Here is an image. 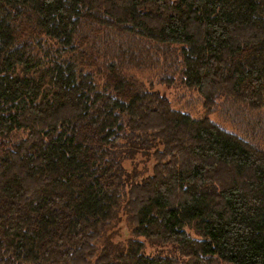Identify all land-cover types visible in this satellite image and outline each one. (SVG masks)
<instances>
[{
	"label": "trees",
	"instance_id": "1",
	"mask_svg": "<svg viewBox=\"0 0 264 264\" xmlns=\"http://www.w3.org/2000/svg\"><path fill=\"white\" fill-rule=\"evenodd\" d=\"M219 97L264 140V0H0V264H264V146Z\"/></svg>",
	"mask_w": 264,
	"mask_h": 264
},
{
	"label": "rangeland",
	"instance_id": "2",
	"mask_svg": "<svg viewBox=\"0 0 264 264\" xmlns=\"http://www.w3.org/2000/svg\"><path fill=\"white\" fill-rule=\"evenodd\" d=\"M160 64L165 66L163 63ZM163 69L166 68L163 67ZM127 72L130 75H133L137 79V81L143 85L144 89L156 91L160 95L164 96L172 110L187 114L195 119H200L205 115V112L202 108V100L199 98V96L194 91L184 88L178 82V80L175 79L169 87H166L163 84H158L159 78L162 77L161 71L158 68L154 67L145 71H136L130 69V71L127 70ZM221 98L222 97H219L216 100L214 111L206 117H208L209 120L217 123L218 126L223 128L224 130L237 134L242 138H247L251 142L256 143L260 146H264V140L262 138L258 136L255 137L254 135H247V133H245V135L241 134L242 124L240 126V122L244 118L241 114L239 115L238 113H236L235 110L238 108L234 107V109L230 110V113L232 115L231 119L235 122L234 125L231 122L225 120L223 106H226V103L223 101H219ZM139 158L140 157L135 156L133 158L132 164L130 165L134 166L139 173L138 179L144 178L149 174L151 164L150 158L148 156H145L141 159ZM130 166L129 164L126 165V169H128V172L131 171ZM126 228V225L121 219L116 223L112 231L108 233L109 236L106 237L105 243L112 247L121 245L122 242L127 237H129ZM140 241L144 244V249L142 252L145 255H159L163 257L175 256V251L170 245L162 246L159 244H149L142 238L140 239Z\"/></svg>",
	"mask_w": 264,
	"mask_h": 264
}]
</instances>
